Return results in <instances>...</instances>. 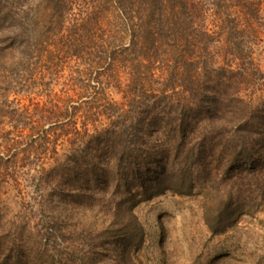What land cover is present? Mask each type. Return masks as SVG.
Wrapping results in <instances>:
<instances>
[{
	"label": "trees",
	"instance_id": "trees-1",
	"mask_svg": "<svg viewBox=\"0 0 264 264\" xmlns=\"http://www.w3.org/2000/svg\"><path fill=\"white\" fill-rule=\"evenodd\" d=\"M263 2L0 0L1 89L23 91L37 61L49 58L53 70L66 58L77 63L68 81L85 91L78 96L65 91L59 101L32 112L11 106L7 99L0 106V126L9 123L47 138L56 124L64 127L73 121L71 115L83 104L79 100L101 102L105 83L120 81L124 72L128 82L120 105L104 101L101 110L82 113L87 121L103 115L109 123L95 134L87 132L91 138L86 148L92 151L77 154V169L95 178L105 176L111 165L121 178L134 173L140 178L142 169L154 173L141 179L145 197H132L128 212L175 190L176 181L184 182V173L205 155L207 160L226 149L232 156L228 163L244 164L256 145L264 151V102L254 106L243 95L261 75L250 40L262 26ZM252 136L257 143L250 141ZM162 139L167 145L158 151ZM13 157L10 147L0 144V166L8 168ZM153 165L161 172L153 171ZM164 182L172 184L156 189ZM229 220L212 217L211 233L224 232ZM12 263L10 256L4 264Z\"/></svg>",
	"mask_w": 264,
	"mask_h": 264
},
{
	"label": "rangeland",
	"instance_id": "rangeland-1",
	"mask_svg": "<svg viewBox=\"0 0 264 264\" xmlns=\"http://www.w3.org/2000/svg\"><path fill=\"white\" fill-rule=\"evenodd\" d=\"M260 14L262 26L250 41L261 75L243 92L254 106L264 102V2ZM37 62L23 91L8 93L0 85V106L8 99L11 106L32 112L67 92H85L68 81L75 61L62 59L53 70L49 58ZM127 82L123 72L120 81L105 83L101 102L79 100L83 104L71 115L73 121L56 124L49 138L9 123L0 126V144L15 153L8 168L0 166V264L10 256L12 264H264V167L257 162L263 147L256 145L244 164L228 163L232 156L226 149L214 158L205 155L184 173V182L173 184L175 190L140 202L131 213L132 197H145L141 179L149 171L121 178L111 165L105 176L95 178L77 169V154L92 151L86 148L89 134L109 123L103 115L87 121L82 113L91 115L107 101L120 105ZM250 141L256 142L254 136ZM157 145L163 151L167 143L162 139ZM95 161L107 167L102 159ZM151 169L161 172L157 165ZM217 215L231 220L214 235L208 223Z\"/></svg>",
	"mask_w": 264,
	"mask_h": 264
}]
</instances>
